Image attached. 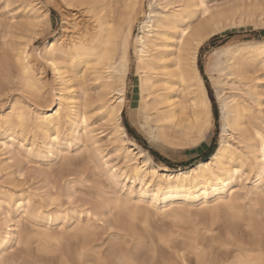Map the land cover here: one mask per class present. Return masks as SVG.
I'll return each mask as SVG.
<instances>
[{"label":"bare ground","instance_id":"obj_1","mask_svg":"<svg viewBox=\"0 0 264 264\" xmlns=\"http://www.w3.org/2000/svg\"><path fill=\"white\" fill-rule=\"evenodd\" d=\"M72 1L75 0H66L68 4ZM76 1L84 7L75 12L65 9L62 32L36 52L35 57L29 53L30 44L20 40L3 53L7 61H13L18 66L22 86L42 93L41 66H48L53 70L57 87L45 96L49 102L45 107L12 102L10 109L0 112V136L4 137L0 139V171L12 166L11 145L5 140L9 136H24L25 129L30 128L43 132L44 142L52 145L60 141L65 126H69L74 134H78L81 127H91L90 117L83 110L81 101L77 100L79 96L87 95L88 90L82 89L76 93L73 81L83 78L88 70L93 69L94 79L99 82L95 102L99 104V109H104L105 119L112 125L124 149V157L128 160L127 169L106 161L111 182L127 183L137 179L141 183L139 199L145 200L156 215L182 218L167 203L179 198L199 199L204 206H209L208 198L213 197V208L226 205L234 209V182L245 173L243 167H248L260 180H264V115H253L242 96L229 93L233 91L226 94V90L238 89L250 96L258 94L260 75L254 74L258 72V66L264 69V41L248 43L246 48H229L218 58L215 65L219 78L216 94L220 101L223 135L214 153L186 169L166 168L157 164L140 145L129 140L122 123L131 47L134 44L138 58L137 91L132 102L133 120L154 139L176 144L196 142L203 129L209 127L213 120L212 99L198 68L197 58L209 33L227 17L209 15L199 18V4L194 0H151L150 11L139 23V31L134 34L141 0ZM38 4L30 3L34 23L40 22L44 15L43 7ZM207 11L205 7L203 13ZM258 106L261 107L260 103ZM263 111L259 108L258 114ZM32 145H36L34 139ZM22 174L19 172V175ZM261 201L264 206V188ZM12 202L16 212L28 216L32 197L27 193L18 192L17 195L5 184H0V261L3 249L17 233L9 208ZM143 217L141 222L149 233L152 227L150 212ZM134 220L137 221L136 218ZM35 233L43 248L49 247L53 241H59L44 231ZM151 241L154 245L157 243L153 237ZM157 241L168 246L170 239L158 232ZM249 247H246L248 256L237 259L235 263L264 264V245L256 243ZM84 249L85 244L77 252L79 264H149L129 247L119 244L108 257L99 255L95 262L89 260ZM180 258L185 263V255L180 254ZM67 264L70 263L67 261ZM199 264L206 263L202 261Z\"/></svg>","mask_w":264,"mask_h":264},{"label":"rangeland","instance_id":"obj_2","mask_svg":"<svg viewBox=\"0 0 264 264\" xmlns=\"http://www.w3.org/2000/svg\"><path fill=\"white\" fill-rule=\"evenodd\" d=\"M194 1L199 4V18L209 15L227 17L209 33L197 58L198 68L201 76L206 79L212 99L213 120L209 127L203 129L196 142L176 144L154 139L133 120L132 102L137 91L138 58L134 44L130 50L122 123L129 140L150 153L157 164L171 169H186L204 161L202 159L209 157L222 141V115L216 94L219 78L215 66L220 54L226 53L229 48H246L248 43L264 41V0ZM32 2L39 3L44 10L42 20L37 23L32 19ZM150 2L141 0L134 34L139 31V23L149 13ZM83 7L76 0L69 4L66 0H0V112L10 109L12 102L45 107L49 104L45 96L57 87L53 70L48 66H41L40 71L43 95H40V91L22 86L18 66L13 61H7L3 53L20 40L30 44L29 53L35 57L36 52L62 32L65 9L75 12ZM205 7L208 11L203 13ZM263 72L262 66H258V72L254 74L260 75L257 95L250 96L238 89L226 90V94L242 96L250 112L257 117L264 115V111L258 114L259 108L264 110ZM73 83L76 85V93L82 89L88 90L87 95L83 94L77 100L81 101L83 110L90 117V128L81 127L78 134H74L69 126H65L60 141L52 145L44 142L43 132L30 128L25 129L24 136H9L5 139L11 145L13 161L9 169L0 171V184H5L17 195L18 192L29 194L33 202L28 216L16 212L13 202L9 207L17 233L3 249L0 264H67V261L79 264L76 256L84 244V251L92 262L99 255L108 257L119 244L129 247L135 255L149 261V264H199L202 261L206 264H236L237 259L248 256L246 247L251 248L256 243L264 245V206L261 201L264 180H260L246 166L243 167V176L234 182V209L226 205L213 208V197L208 198L210 209L199 199L168 200L170 208L180 213L182 218L156 215L145 200L139 199L141 183L137 179L122 184L111 182L106 161L127 169L128 160L124 157V149L112 125L105 119L104 109H99V104L95 102L99 82L94 79L91 69ZM87 99L90 101L87 102ZM0 139L4 137L0 136ZM33 139L35 146L32 145ZM19 172L23 174L19 175ZM158 204L162 205L161 202ZM146 212L151 214L150 234L141 222ZM40 230L59 241H53L51 248H43L35 233ZM158 232L170 239L168 246L157 241ZM151 237L157 242L155 245ZM180 254L185 255V263ZM174 256L176 259H173Z\"/></svg>","mask_w":264,"mask_h":264},{"label":"trees","instance_id":"obj_3","mask_svg":"<svg viewBox=\"0 0 264 264\" xmlns=\"http://www.w3.org/2000/svg\"><path fill=\"white\" fill-rule=\"evenodd\" d=\"M205 80H206V79H205ZM206 86H207V84H206ZM207 89H208V88H207ZM213 153H214V152H213ZM213 153H212V154H213ZM212 154H211V155H212ZM211 155H210V156H211ZM210 156H209V157H210ZM209 157H207V158H209ZM207 158H204V159H207ZM204 159H202V160H204ZM170 168H171V167H170Z\"/></svg>","mask_w":264,"mask_h":264}]
</instances>
